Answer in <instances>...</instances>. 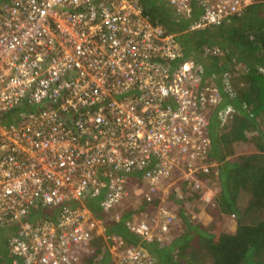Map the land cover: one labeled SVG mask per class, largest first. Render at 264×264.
Masks as SVG:
<instances>
[{
  "label": "built area",
  "instance_id": "built-area-1",
  "mask_svg": "<svg viewBox=\"0 0 264 264\" xmlns=\"http://www.w3.org/2000/svg\"><path fill=\"white\" fill-rule=\"evenodd\" d=\"M165 1L186 18L199 5L196 30L254 0ZM221 99L141 0H0V227L10 264H83L97 237L114 264H153L140 245L107 234L86 199L104 193L100 209L118 221L132 193L164 201L165 188L187 181L213 204L199 174L215 165L209 126ZM176 217L161 204L155 218L126 225L164 243Z\"/></svg>",
  "mask_w": 264,
  "mask_h": 264
},
{
  "label": "trees",
  "instance_id": "trees-1",
  "mask_svg": "<svg viewBox=\"0 0 264 264\" xmlns=\"http://www.w3.org/2000/svg\"><path fill=\"white\" fill-rule=\"evenodd\" d=\"M141 3L152 22L177 35L184 55L194 58L206 76H213L221 91L222 99L209 126L210 160L215 165L209 173L199 174L207 186L218 184L220 188L211 204L187 181L180 184L182 197L172 187L166 206L177 217L164 243L143 239L126 225L134 215L144 217L147 210H155L161 198L148 200L132 193L130 198H141V203L122 210L118 221L100 209L104 193L88 196L86 205L103 218L107 234L120 236L126 246L140 245L153 264H264V0H254L221 23L196 30L189 26L202 13L199 5H195L192 17L186 18L177 15L165 0ZM212 48H218L219 54H212ZM226 109L229 113L223 121ZM249 138L258 151L227 159L234 154L237 143ZM136 175L137 183L145 180L140 171ZM193 199L205 204V214L236 216V231L223 228L220 218L203 224L196 215L198 209L190 213L185 207ZM4 227L0 264H10L8 227ZM103 239L97 237L94 241L96 251L89 259L91 264H114L113 254Z\"/></svg>",
  "mask_w": 264,
  "mask_h": 264
},
{
  "label": "rangeland",
  "instance_id": "rangeland-1",
  "mask_svg": "<svg viewBox=\"0 0 264 264\" xmlns=\"http://www.w3.org/2000/svg\"><path fill=\"white\" fill-rule=\"evenodd\" d=\"M256 134V133H254ZM253 135V134H252ZM258 151L257 149V146L255 144L254 141L249 140L246 141V142H240V143H237L235 145V150H234V154L231 155L230 157H228L227 159H231V158H234V157H237L241 154H246V153H252V152H256ZM171 188L172 187H168V188H165V189H168L169 192H171ZM214 191V194H216L217 190H219V186L218 184H215L214 186L211 187ZM176 191L178 190L177 188H175ZM167 191V190H166ZM177 193L179 194H183L182 191L179 189L177 191ZM180 196V195H179ZM215 197V196H214ZM167 200L168 198H164V201H161L158 206H156L155 210H147L145 213V215H147L149 218H155L156 217V214H157V209L159 208V206L161 204H164L166 205L167 204ZM141 203V198H128L124 203H123V206H121L119 209L116 210V213H121L122 210H126L128 208H130L131 206L133 207H138L139 204ZM214 204V203H213ZM185 207H187V210L190 211H193V209H198L199 211L196 212V215H198L199 219L202 220L203 224H208L210 219L211 218H220L219 219V222L221 223V225L223 226V228L229 230V231H236L237 229V224H238V221H237V217L233 216V215H221V214H216L215 216L213 214H205L204 213V208H205V204L199 200H192V201H189V202H186L185 204ZM49 208H44L42 210V212H35L36 214V217L38 216H44L45 214H47V210ZM195 213V212H194ZM177 222L178 224H180L181 221H179V218H177ZM6 233V228L5 227H0V237H3ZM103 242L106 243V241L104 240ZM95 263V262H94ZM83 264H91L90 262H84Z\"/></svg>",
  "mask_w": 264,
  "mask_h": 264
}]
</instances>
